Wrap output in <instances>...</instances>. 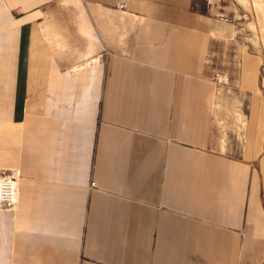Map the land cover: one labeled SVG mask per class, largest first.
Segmentation results:
<instances>
[{"label": "crops", "instance_id": "crops-1", "mask_svg": "<svg viewBox=\"0 0 264 264\" xmlns=\"http://www.w3.org/2000/svg\"><path fill=\"white\" fill-rule=\"evenodd\" d=\"M57 1L0 0V172L19 176L0 264H264L256 50L222 149L208 1Z\"/></svg>", "mask_w": 264, "mask_h": 264}, {"label": "rangeland", "instance_id": "rangeland-1", "mask_svg": "<svg viewBox=\"0 0 264 264\" xmlns=\"http://www.w3.org/2000/svg\"><path fill=\"white\" fill-rule=\"evenodd\" d=\"M205 1H208L209 10L218 19L206 70L217 84L214 124L221 131L223 149V142L232 131L239 140L242 137L246 101L241 98V91L236 83L241 46L256 50L257 61L264 73V0H204V3ZM54 3L50 9L57 6L58 11L77 14L87 11L79 0H58ZM221 32L223 36L220 37ZM260 90L258 92L264 94V85Z\"/></svg>", "mask_w": 264, "mask_h": 264}, {"label": "built area", "instance_id": "built-area-1", "mask_svg": "<svg viewBox=\"0 0 264 264\" xmlns=\"http://www.w3.org/2000/svg\"><path fill=\"white\" fill-rule=\"evenodd\" d=\"M18 182L19 176L14 170L3 169L0 172V210L15 211L19 198Z\"/></svg>", "mask_w": 264, "mask_h": 264}]
</instances>
